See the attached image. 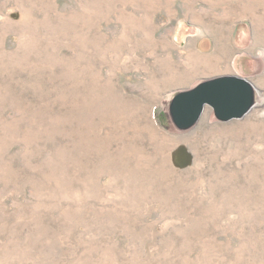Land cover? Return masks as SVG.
I'll use <instances>...</instances> for the list:
<instances>
[{
    "label": "rangeland",
    "instance_id": "obj_1",
    "mask_svg": "<svg viewBox=\"0 0 264 264\" xmlns=\"http://www.w3.org/2000/svg\"><path fill=\"white\" fill-rule=\"evenodd\" d=\"M0 264H264V0H0Z\"/></svg>",
    "mask_w": 264,
    "mask_h": 264
},
{
    "label": "water",
    "instance_id": "obj_2",
    "mask_svg": "<svg viewBox=\"0 0 264 264\" xmlns=\"http://www.w3.org/2000/svg\"><path fill=\"white\" fill-rule=\"evenodd\" d=\"M256 90L249 79L226 76L200 83L195 88L179 92L170 104L174 123L181 130L192 128L207 105L220 121L245 117L255 107Z\"/></svg>",
    "mask_w": 264,
    "mask_h": 264
},
{
    "label": "bare ground",
    "instance_id": "obj_3",
    "mask_svg": "<svg viewBox=\"0 0 264 264\" xmlns=\"http://www.w3.org/2000/svg\"><path fill=\"white\" fill-rule=\"evenodd\" d=\"M64 82V81H63Z\"/></svg>",
    "mask_w": 264,
    "mask_h": 264
}]
</instances>
